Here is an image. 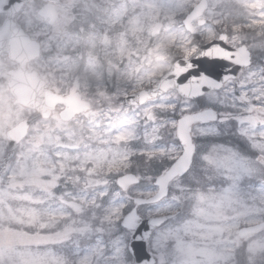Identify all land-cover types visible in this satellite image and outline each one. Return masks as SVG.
Returning <instances> with one entry per match:
<instances>
[{
    "label": "rangeland",
    "instance_id": "rangeland-1",
    "mask_svg": "<svg viewBox=\"0 0 264 264\" xmlns=\"http://www.w3.org/2000/svg\"><path fill=\"white\" fill-rule=\"evenodd\" d=\"M51 1L58 3L59 17L53 26H41L43 21L36 15L37 6ZM195 1L35 0L24 7L19 20L26 29L34 33L46 28L49 32L42 50L56 42L54 62L49 67L44 58L30 62L28 67L36 68L55 89L79 90L91 101L92 108L75 119L73 125L64 124L57 116L47 124L35 122L27 138L14 147L0 182V235L12 234L22 251L29 246L36 251V244L51 234L60 238L70 236L75 242L99 235L101 229L108 231L110 213L115 206L112 197L102 193L112 192L117 175L143 170L148 164L129 160L132 153L129 146L135 141L146 155L153 151L150 142L143 144L142 137L131 134L136 123L142 126L140 118L145 112L159 115L158 105L180 99L175 91H168L138 108H129L122 97L128 91L155 84L169 68L174 55H188L218 31H226L230 24L225 20L231 14L234 18L236 14V18L242 17L241 21H232L230 28L234 30L229 38L232 44L246 37L237 33L240 26L234 23L254 26L258 34L264 27L261 0H208L204 13L208 24L199 29L196 39L181 23L188 5L191 3V7ZM238 4L245 8L237 7L242 11H233ZM231 8L232 12L228 10ZM91 15L94 20L90 19ZM157 21L162 23L161 32L151 37V28ZM80 27L88 28L86 58L81 57L79 44L70 40L75 32L69 29ZM103 32L108 35L104 44L100 42ZM55 33L59 35L57 41ZM263 39L251 47L264 51ZM257 58L258 53L255 61H259ZM12 66L10 61L0 59V161L8 152L5 131L28 116L26 110L13 105L6 88V72ZM86 87L94 88L88 97L81 91ZM103 107L112 111L113 116L105 113L100 118ZM118 152L121 158L116 159L114 154ZM105 160L111 164V173H106ZM115 210L118 216L120 210ZM86 226L91 231L81 234L80 229ZM96 251L100 253L99 248ZM74 261L72 256L66 258V264Z\"/></svg>",
    "mask_w": 264,
    "mask_h": 264
},
{
    "label": "snow or ice",
    "instance_id": "snow-or-ice-1",
    "mask_svg": "<svg viewBox=\"0 0 264 264\" xmlns=\"http://www.w3.org/2000/svg\"><path fill=\"white\" fill-rule=\"evenodd\" d=\"M213 45L235 52L221 39L199 53ZM199 53L174 75L188 91L136 123L131 134L153 151L102 193L115 206L108 231L75 242L51 234L36 251L0 235V264H264V61Z\"/></svg>",
    "mask_w": 264,
    "mask_h": 264
},
{
    "label": "water",
    "instance_id": "water-1",
    "mask_svg": "<svg viewBox=\"0 0 264 264\" xmlns=\"http://www.w3.org/2000/svg\"><path fill=\"white\" fill-rule=\"evenodd\" d=\"M28 1L29 0H0V13H7V17L4 19V22L0 28V53L3 51L7 52L8 56L19 64L15 70L10 71V80L8 83L11 93L14 97V103H20L24 106L35 108L39 115L43 117L48 116L50 110L57 103H61L65 106L61 116L63 119H69L75 112L88 109V102L81 100L80 94L78 92L61 95L44 88V82L39 78L38 73L35 70L29 71L26 68V63L39 55V43L36 40L31 39L22 30H20L21 40L18 39L17 41H14L9 38L10 33L15 27L12 18ZM205 8L206 0L199 1L183 20L185 26L190 28V22L201 15ZM38 14L44 19L48 18L49 23H53L56 18V12L54 11V5L52 4L44 5L38 11ZM160 26V23H156L152 33L157 32ZM221 39L226 40V35L224 33L219 34L213 40L218 41ZM105 40L106 35H103L102 42ZM200 47L188 57L176 56L171 62L170 69L159 78L155 86L131 93L126 97L125 100L130 104H140L147 99L164 94L168 89L176 90L181 96L182 92L188 91L189 86L186 85L183 89L178 88L175 85L174 75H179L186 69V67L189 66L187 65L188 58L198 54ZM234 49L235 52L230 53L225 51L223 48H220L218 45H213L207 50V52L199 54L223 57L225 59L234 56V63L246 65L250 59L249 52H246L243 46ZM181 61L185 62L184 68L180 67ZM206 82V79L202 78L199 83ZM192 87H198V84L194 83ZM41 98L43 99L41 100ZM28 126L29 120H22L6 132L8 147H13L25 136ZM133 219V217L129 218V226H131Z\"/></svg>",
    "mask_w": 264,
    "mask_h": 264
},
{
    "label": "flooded vegetation",
    "instance_id": "flooded-vegetation-1",
    "mask_svg": "<svg viewBox=\"0 0 264 264\" xmlns=\"http://www.w3.org/2000/svg\"><path fill=\"white\" fill-rule=\"evenodd\" d=\"M199 0H196L195 1V3L194 4H196L197 2H198ZM262 1V8L264 9V0H261ZM207 2H208V0H207ZM234 2V1H233ZM53 4H54V6H55V9H56V21H57V19H58V17H59V14H60V10H59V7H58V3L57 2H52ZM235 3V2H234ZM193 4V5H194ZM192 5V6H193ZM240 4H238V5H234L235 7V9L233 10V11H237V12H240V11H242L244 8H245V6L244 7H241V6H239ZM41 6V5H40ZM39 6V7H40ZM191 6V7H192ZM188 7H190V6H188ZM187 7V8H188ZM190 7V8H191ZM237 7H239V8H242V10H238V9H236ZM208 8V7H207ZM24 9V8H23ZM23 9H21L16 15H15V24H16V27H21V28H23L24 30H27L26 29V26H25V24H24V22H22L21 20H19V18H20V14L23 12ZM249 9H250V7L248 6L247 7V10L249 11ZM207 10V9H206ZM205 10V11H206ZM228 10H230V12H232V8L231 9H228ZM246 10V11H247ZM224 12V11H223ZM205 13V12H204ZM204 13H203V15L201 16V17H204ZM6 16V14H0V26H1V24H2V22H3V19H4V17ZM231 16V17H230ZM230 16H228L229 17V19H227L226 18V20H225V22H227V24H230V25H228L229 27H227V29H226V31L225 30H220V31H218L217 33H215L213 36H212V38L214 37V36H216L217 34H219L220 32H224L225 34H226V37H227V43L229 44V45H231L232 47H235V46H238L239 44H244L245 46H246V48L249 50V52H250V59L252 60V61H254L255 62V57L257 56V53L259 54V61H264V51L262 50V51H260V52H258V50H256V49H253L251 46L255 43V42H257L258 41V39H263L264 38V27H262V31H261V33L260 34H258V32H257V28L256 27H254V26H249V25H247L245 22H238V23H234L233 25H236V26H240V27H243V28H240V27H238L237 28V30H238V34H241L242 36H246L243 40H241V41H239L238 43H235V44H232L230 41H229V38H230V36H232L233 35V30H234V28H230L231 26H232V21H233V19H237V21H241L242 19H240V18H242L240 15H239V18H236L237 17V14L235 15V18H234V14H231ZM200 19V18H199ZM199 19H197V20H194V21H192V23H191V25H192V27L190 28V31H187L192 37H196V39H199V35H200V33H199V29L200 28H202L203 26H205V25H207L208 24V22H207V20H206V18L204 17V21H200ZM56 21L53 23V24H48L46 21H43L42 23H41V26L44 24V25H49V26H53L55 23H56ZM43 25V26H44ZM242 25V26H241ZM47 26H45V27H47ZM246 26V27H245ZM79 29H81L82 31H79ZM69 31L70 32H75L71 37H70V40H71V42L72 43H74V42H78V41H81V40H83L84 39V36L86 35V29L84 28V30H83V28H78V29H75V28H72V29H69ZM160 33V32H159ZM158 33V34H159ZM14 36H17V31H14L13 33H12ZM33 38H36V39H38V41H40V43H41V52H40V56L37 58V59H35V60H33V61H36V60H38V59H40L41 60V58H44V61H47V62H49V60H51L52 58H53V55L55 54V46H56V42H52L51 43V45H50V47L48 48V49H46V50H42V43L44 42V40H46L47 38H48V36H49V32L46 30V28L44 29V30H35L34 31V33H32V32H30L29 33ZM55 36H56V41L58 40V38H59V35L57 34V33H55ZM211 38V39H212ZM211 39H208V40H211ZM207 40V41H208ZM264 40V39H263ZM72 54V53H71ZM1 58H4V60H8V61H10L11 63H13L14 64V66H12V67H9L8 69H7V72H6V74H7V76H6V79H5V82H6V88H7V91H8V93L10 94V87H9V80H10V71L11 70H13L14 68H16V66H17V64L13 61V60H11L10 58H9V56H8V54L6 53V52H2V53H0V59ZM33 61H31V62H33ZM46 62V63H47ZM39 74H40V72H39ZM40 76L42 77V75L40 74ZM43 79H44V81H45V86L47 87V88H50V89H52L53 91H55V92H58V93H62V94H65V93H68V92H74V90H70V91H63V90H60L59 88H57V89H55V88H53V87H51V86H49L48 85V81L44 78V77H42ZM145 88V87H144ZM81 91H85L86 92V94H85V96H87L88 97V95H90V92H88L87 90H81ZM132 91H129L128 93H126V95L127 94H129V93H131ZM81 94H82V92H81ZM126 95L124 96V97H122V100H123V103H124V105L125 106H127V107H131V108H138V107H140V106H142V105H144V104H146L147 102H149V101H152V100H154V99H151V100H147L146 102H144V103H141V104H129V103H127L126 102V100H125V97H126ZM10 96H11V94H10ZM82 98H85L86 99V97H84L83 96V94H82ZM17 106H19V105H17ZM19 107H21V108H23L24 110H26L28 113V116H26V117H23V118H29V119H32V122H31V124H30V127L33 125V124H35V122L36 123H41V124H47L48 122H50L51 121V119L53 118V117H59V119H60V111L62 110V108H63V106L61 105V104H57L51 111H50V113H49V117H47V118H40V117H38L37 116V112L35 111V110H33V109H30V108H26V107H22V106H19ZM91 108V107H90ZM91 109H89L88 110V112L90 111ZM105 110H107V109H105L104 107L102 108V112L101 113H99V117L101 118V116H103V115H105V113L107 114V115H109V116H113V112L112 111H105ZM118 111H116V112H114V114L115 113H117ZM85 113H87V112H80V113H78V114H75L70 120H67V121H62L61 119V121L64 123V124H68V125H73V123H74V121H75V119H77V118H80V117H82L83 115H85ZM151 113V112H150ZM22 118V119H23ZM86 121L87 120H85L84 121V123H86ZM105 121V120H104ZM30 127H29V129H28V135H29V130H30ZM143 144H146L145 143V141L143 140V142H142ZM140 145H138L137 143L135 144V155H131V157H130V161H132V162H137V164L138 163H140V164H144L145 165V163L146 162H149V160H148V158H146V156H148V154L146 155L145 154V151H143V150H139L137 147H139ZM132 151H134V149H132L131 150V152ZM119 155V156H118ZM116 156H118V157H116V159L117 158H121V152H118L117 154H116ZM122 158H123V156H122ZM119 160V159H118Z\"/></svg>",
    "mask_w": 264,
    "mask_h": 264
},
{
    "label": "trees",
    "instance_id": "trees-1",
    "mask_svg": "<svg viewBox=\"0 0 264 264\" xmlns=\"http://www.w3.org/2000/svg\"><path fill=\"white\" fill-rule=\"evenodd\" d=\"M119 156V155H118ZM118 156H116V157H118Z\"/></svg>",
    "mask_w": 264,
    "mask_h": 264
}]
</instances>
